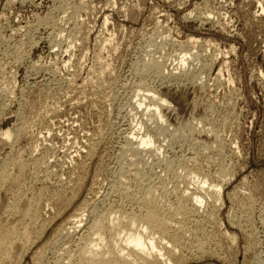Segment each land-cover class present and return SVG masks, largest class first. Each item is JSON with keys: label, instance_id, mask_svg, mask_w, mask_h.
<instances>
[{"label": "rangeland", "instance_id": "1", "mask_svg": "<svg viewBox=\"0 0 264 264\" xmlns=\"http://www.w3.org/2000/svg\"><path fill=\"white\" fill-rule=\"evenodd\" d=\"M149 195L169 264H264V0H0V263L78 264Z\"/></svg>", "mask_w": 264, "mask_h": 264}, {"label": "bare ground", "instance_id": "2", "mask_svg": "<svg viewBox=\"0 0 264 264\" xmlns=\"http://www.w3.org/2000/svg\"><path fill=\"white\" fill-rule=\"evenodd\" d=\"M107 22V21H106ZM191 56V55H190ZM159 64V63H158ZM156 66V65H155ZM155 66H154V68H155ZM156 69V68H155ZM160 69V68H159ZM158 70V69H157ZM159 71V70H158ZM154 72H157V71H154ZM157 74H159V72H157ZM155 76V75H154ZM173 77V76H172ZM165 79V78H164ZM163 82V81H162ZM145 92V91H144ZM156 96H154V95H151V96H149V99L152 101V102H154V106H155V109L154 110H151V111H149V114H147V115H149V118L151 117L152 119H153V124L155 125V126H158L159 125V121L162 119V117H161V115H160V113H159V108H163V107H166V102L165 101H163V100H160L159 98L157 99V97L155 98ZM143 98V97H142ZM146 98V100H147V96L145 97ZM151 102V103H152ZM153 106V105H152ZM153 106V107H154ZM148 112V111H147ZM143 117V116H142ZM147 120V119H146ZM162 121V120H161ZM146 122H148V121H146ZM150 122V121H149ZM142 124H143V122H142ZM146 124V123H145ZM148 124V123H147ZM162 124V123H161ZM128 126V125H127ZM143 126H145V125H143ZM151 126V125H150ZM130 127V126H129ZM123 129V128H122ZM143 130V129H142ZM179 133V132H178ZM182 133V132H181ZM180 133V134H181ZM146 136V135H145ZM4 137L6 138V139H9L10 138V135L9 134H7V133H5L4 134ZM137 137V136H136ZM147 137V136H146ZM140 138V137H139ZM150 139V138H149ZM125 140V139H124ZM126 142H127V144H128V146H130V149L132 148V152H135V154H139V153H143V152H145L144 151V148L145 147H147V146H149L150 144H151V140H147V139H143V137L142 138H140V139H137V138H134V137H127L126 138V140H125ZM121 146V145H120ZM121 147H123V146H121ZM126 150V149H125ZM208 151V150H207ZM68 153V152H67ZM75 153V152H74ZM147 153V152H146ZM149 153H151V152H149ZM127 154H129L128 152H127ZM134 154V155H135ZM69 156V155H68ZM131 156V155H130ZM155 156V155H154ZM136 157V156H135ZM161 158V157H160ZM122 159V158H121ZM133 160V159H132ZM168 160V159H167ZM134 161V160H133ZM143 161V160H142ZM149 161V160H148ZM132 162V161H131ZM144 162L146 163V160H144ZM136 163V161H134L133 163H132V165H134ZM136 165V164H135ZM149 165V164H148ZM163 165V164H162ZM20 166V165H19ZM23 167V166H22ZM129 167V166H128ZM124 168V167H123ZM127 168V167H126ZM132 168V167H131ZM136 168V167H135ZM23 169V168H22ZM117 170V169H116ZM122 171V170H121ZM120 171V173H122L123 174V172H121ZM132 171H133V179L135 178V177H137V174H136V172H137V170L135 169H132ZM127 172V171H126ZM178 172V171H177ZM129 173V172H128ZM175 173V172H174ZM220 174V173H219ZM136 175V176H135ZM122 176H124V175H122ZM147 176V175H146ZM139 177H141V176H139ZM151 177V176H150ZM122 178V177H121ZM149 178V177H148ZM128 179H130V178H128ZM207 181V180H206ZM17 182V181H16ZM205 182L202 184V186L201 187H199V188H196V190H195V192L194 193H191V194H189L188 193V195L187 196H184V194H183V197H185L186 198V200H187V203L188 202H190L189 204H195V205H201L202 204V193H205L204 195H206V194H208V195H215V194H217V192L216 193H213V192H211V193H209V191H208V189H206L205 188ZM119 185V184H118ZM125 185V184H124ZM123 185V186H124ZM207 185V184H206ZM120 186V185H119ZM122 186V185H121ZM122 186V187H123ZM142 186V185H141ZM127 187V186H126ZM172 187V186H171ZM198 187V186H197ZM146 188V187H145ZM150 188H152V187H150ZM154 188V187H153ZM152 188V189H153ZM120 189V188H119ZM127 189V188H126ZM125 190V189H124ZM129 190V189H128ZM127 190V191H128ZM156 192H157V190H155ZM169 192H171L170 190H168ZM172 191H174L175 192V190H172ZM146 192V191H145ZM151 192V191H150ZM155 192V193H156ZM164 192V191H163ZM162 192V193H163ZM166 192V191H165ZM168 192V194H167V196L169 195L170 196V194L171 193H169ZM191 192V191H190ZM152 193V192H151ZM154 193V194H155ZM173 193V192H172ZM185 193V192H184ZM109 194V193H108ZM132 194V193H131ZM153 194V193H152ZM148 195V193L146 194V196ZM172 195H175V194H172ZM146 196H145V198H144V200H145V203H143V204H146V205H144V206H146L145 208H146V210L147 211H145L146 212V214H144L145 216H144V220H145V225L143 224L144 222L142 221L141 223V225H143L144 226V228L142 229V227L139 229V227H140V223H139V221H141L140 220V218H138L139 219V221L136 219V217H132L131 219L129 218V219H127V218H122L121 216L118 218V217H113L112 215V217L114 218V219H112V220H110V218H108V221H110L109 222V224H107V217H106V220L105 219H101L100 217H98L99 219H97V217H96V219H95V221L92 223V225L91 226H88L89 228H87V235H84V236H86V237H84V239H83V244H82V246L78 249L79 250V254H80V256L78 255V259L80 260V262L78 263V264H169V260H165L166 259V257H165V259L163 258V256H165V255H169V256H171L172 257V254H173V250H175V247L174 246H172V247H174V248H172V249H170V247H169V245L168 244H170L172 241L174 242L175 241V239L177 238L176 236V238L174 237V236H171V234H168V235H170L171 236V239H169V240H172L171 242L168 240L167 242L165 241V239H164V235L165 234H167L168 232H169V230H168V232H167V227H168V225H170L169 223L170 222H168L169 220H167L166 219V217L165 218H163L162 216L160 217V215H158L157 214V212H156V210L158 209H156V206H157V204H158V201L156 202V197L157 196H161V194L160 195H157L156 197H155V195H153L155 198H153L152 196H148L147 197V200H146ZM177 196V195H176ZM176 196H175V198H176ZM218 196V195H217ZM217 196H215L216 198H217ZM166 197V196H165ZM160 198H162V197H160ZM160 198H157V200L158 199H160ZM163 198H164V196H163ZM215 198V199H216ZM168 199V198H167ZM177 199V198H176ZM213 199H214V197H213ZM12 200V199H11ZM108 200V199H107ZM106 200V201H107ZM178 200H179V202L181 201L179 198H178ZM178 200H177V202H178ZM34 201V200H33ZM143 201V200H142ZM99 202V201H98ZM170 202V201H169ZM182 202H185L184 201V198H183V200H182ZM93 203V202H92ZM113 204V203H112ZM181 204V203H180ZM184 204V203H183ZM185 204H186V202H185ZM16 205V204H15ZM37 205V204H36ZM94 205V204H93ZM159 205V204H158ZM26 206V205H25ZM183 206V205H182ZM181 206V207H182ZM186 206V205H185ZM192 206H194V205H192ZM36 207V206H35ZM86 207V206H85ZM180 207V206H179ZM169 208V207H168ZM170 209V208H169ZM180 209V208H179ZM178 209V210H179ZM34 210H35V208H34ZM93 210V209H92ZM145 210V209H144ZM36 211V210H35ZM38 211V210H37ZM158 211H160L161 212V210H158ZM168 211V210H167ZM173 211V210H172ZM171 211V212H172ZM177 210L175 209V212H176ZM182 211V210H181ZM184 211V210H183ZM3 212V211H2ZM79 212H83V211H79ZM169 212H170V210H169ZM171 212H170V214H171ZM174 212V211H173ZM78 214V215H76V221L74 220V222H72L71 221V227H69V228H67L66 229V233H69L70 232V230H76L77 231V229H79L81 226V219H82V216H83V214ZM97 213V212H96ZM113 213V212H112ZM121 213V212H120ZM179 213V212H178ZM177 213V214H178ZM38 214V213H37ZM169 216H170V214L169 213H167ZM172 214H174L175 215V213H172ZM36 214H35V212L30 208V210L29 209H25L24 211H21V217L22 218H24V219H28L29 217L31 218V219H33L34 217H36L35 216ZM166 215V214H165ZM75 216V215H74ZM99 216V215H98ZM119 216V215H118ZM124 216V215H123ZM172 216V215H171ZM84 217V216H83ZM101 217H103V216H101ZM168 217V216H167ZM182 217V216H181ZM135 218V219H134ZM35 219V218H34ZM143 219V218H142ZM29 220V219H28ZM38 220V219H37ZM172 220V219H171ZM139 223V224H138ZM42 224V223H41ZM172 224V223H171ZM20 225V224H19ZM33 225V224H32ZM139 225V226H138ZM43 227V226H42ZM14 229V228H13ZM169 229V228H168ZM178 230V229H177ZM9 231V230H8ZM12 231V230H11ZM10 231V232H11ZM57 231V230H56ZM63 231V230H62ZM69 231V232H68ZM14 232V231H13ZM13 232H12V234H13ZM16 232V231H15ZM109 233L110 235V237L109 236H107V238L109 239V241H107L106 243H104L103 245H101L103 242H105L104 241V238L106 237L105 236V234L106 233ZM167 232V233H166ZM18 233V232H17ZM63 233H64V231H63ZM107 233V234H108ZM6 234V233H5ZM7 234H8V232H7ZM12 234H9V236H5V238H3V239H0V245L2 244V245H4V244H8V242H10L9 241V239H10V235H12ZM30 234V233H29ZM70 234V233H69ZM84 234H85V232H84ZM160 235L159 237H158V239H156L154 236L156 235ZM184 234V233H183ZM16 235V234H15ZM26 235V234H25ZM2 236V235H1ZM17 236V235H16ZM20 236H21V234H20ZM27 236V235H26ZM68 236V235H67ZM93 236H96L97 238L95 239V237H94V239H92L93 238ZM167 236V235H166ZM12 237H14V236H12ZM23 237V236H22ZM25 237V236H24ZM1 238V237H0ZM15 238V237H14ZM27 238V237H26ZM32 238V237H31ZM12 239V238H11ZM17 239V238H16ZM65 239V238H64ZM68 239V238H67ZM79 239V238H78ZM77 239V240H78ZM166 239H167V237H166ZM2 240V241H1ZM107 240V239H106ZM177 240V239H176ZM13 241V240H12ZM61 241V240H60ZM178 242H179V240H178ZM178 242H177V244H178ZM188 242V241H187ZM6 244V245H7ZM10 244H11V242H10ZM175 245H176V242L174 243ZM102 246V249H100V250H98L99 249V247H101ZM167 245H168V247H169V249H168V247H167ZM46 246V245H45ZM50 246V245H49ZM171 246V245H170ZM202 246V245H201ZM2 247V246H1ZM5 247V246H4ZM4 247H3V249H4ZM6 247H8V246H6ZM94 248H97V250L96 249H94ZM157 248H159L158 250H157ZM8 249V248H7ZM6 248H5V250L8 252V250H7ZM10 249H11V247H10ZM2 250V249H1ZM78 250H76V251H78ZM154 251H157V254L156 253H154ZM1 252V251H0ZM3 252H5V251H3L2 250V253ZM7 252H5L4 254H6ZM161 252H166V254L164 255V254H162ZM177 252V251H176ZM14 253V252H13ZM4 254H2L3 255V257H5V255ZM1 256V255H0ZM176 256V255H175ZM72 259H73V257H72V255L70 256ZM171 257H170V259H171ZM2 258V257H1ZM7 258V257H6ZM6 258H3V259H6ZM68 258H69V256H68ZM70 258V259H71ZM173 258V257H172ZM177 258V257H176ZM151 259L153 260V261H151ZM10 260V259H9ZM41 260V259H40ZM39 260V261H40ZM74 260V259H73ZM78 260V261H79ZM4 261V260H3ZM47 261V260H46ZM72 261V260H71ZM78 261H76V262H78ZM31 262V261H30ZM67 263V262H66ZM0 264H2V262L0 263ZM69 264V263H68Z\"/></svg>", "mask_w": 264, "mask_h": 264}]
</instances>
